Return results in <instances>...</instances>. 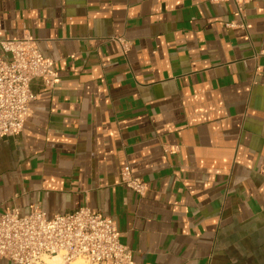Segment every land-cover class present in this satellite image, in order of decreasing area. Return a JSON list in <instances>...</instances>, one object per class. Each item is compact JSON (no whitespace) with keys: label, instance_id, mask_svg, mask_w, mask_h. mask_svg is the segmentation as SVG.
<instances>
[{"label":"crops","instance_id":"obj_1","mask_svg":"<svg viewBox=\"0 0 264 264\" xmlns=\"http://www.w3.org/2000/svg\"><path fill=\"white\" fill-rule=\"evenodd\" d=\"M25 36L60 80L0 137V213L88 206L135 264H264V0H0Z\"/></svg>","mask_w":264,"mask_h":264},{"label":"built area","instance_id":"obj_2","mask_svg":"<svg viewBox=\"0 0 264 264\" xmlns=\"http://www.w3.org/2000/svg\"><path fill=\"white\" fill-rule=\"evenodd\" d=\"M211 1H234L242 15L250 0ZM118 39L129 47L128 41ZM35 79L54 88L60 77L53 61L39 52L31 36L0 38V137L22 132L37 98L31 86ZM120 175L121 184L139 196L149 189L148 181L135 175L130 164ZM121 234L115 218L88 206L53 215L35 205L25 214L18 206L7 207L0 213V259L15 264H135Z\"/></svg>","mask_w":264,"mask_h":264},{"label":"rangeland","instance_id":"obj_3","mask_svg":"<svg viewBox=\"0 0 264 264\" xmlns=\"http://www.w3.org/2000/svg\"><path fill=\"white\" fill-rule=\"evenodd\" d=\"M82 261H79V262H75L74 264H78V263H81Z\"/></svg>","mask_w":264,"mask_h":264},{"label":"bare ground","instance_id":"obj_4","mask_svg":"<svg viewBox=\"0 0 264 264\" xmlns=\"http://www.w3.org/2000/svg\"><path fill=\"white\" fill-rule=\"evenodd\" d=\"M78 264H84L83 262H81V263H78Z\"/></svg>","mask_w":264,"mask_h":264}]
</instances>
